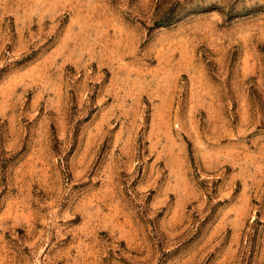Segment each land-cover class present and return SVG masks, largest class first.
Here are the masks:
<instances>
[{"label": "rangeland", "instance_id": "374dc122", "mask_svg": "<svg viewBox=\"0 0 264 264\" xmlns=\"http://www.w3.org/2000/svg\"><path fill=\"white\" fill-rule=\"evenodd\" d=\"M0 264H264V0H0Z\"/></svg>", "mask_w": 264, "mask_h": 264}]
</instances>
